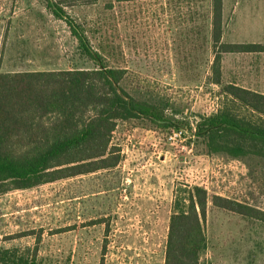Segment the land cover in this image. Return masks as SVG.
Here are the masks:
<instances>
[{"label": "rangeland", "instance_id": "1", "mask_svg": "<svg viewBox=\"0 0 264 264\" xmlns=\"http://www.w3.org/2000/svg\"><path fill=\"white\" fill-rule=\"evenodd\" d=\"M72 2L67 11L105 63L124 67L127 84L164 96L165 115L181 127L118 122L115 167L0 195V246L37 249L45 264H163L173 202L191 187L264 212V158L209 155L194 134L223 103L210 81L209 2ZM222 27V42L262 46L222 53V82L264 93V0H223ZM94 66L43 0H0V71ZM203 226L200 264H264V221L208 201Z\"/></svg>", "mask_w": 264, "mask_h": 264}, {"label": "trees", "instance_id": "2", "mask_svg": "<svg viewBox=\"0 0 264 264\" xmlns=\"http://www.w3.org/2000/svg\"><path fill=\"white\" fill-rule=\"evenodd\" d=\"M55 19L63 21L92 69L0 71V195L77 175L115 167L120 148L113 143L118 122L139 119L155 126L181 127L165 110L168 100L127 84L124 67L108 66L91 45L85 28L67 11L71 0H43ZM117 3L138 0H114ZM169 1V0H168ZM209 2L204 14L214 57L210 81L219 86L220 108L195 124L207 154L264 158V93L222 82L221 54L262 51L256 43L222 42L223 0ZM91 0H83V4ZM264 221V212L193 186L173 202L163 264H200L207 240L203 226L207 205ZM37 249L1 247L0 264H45Z\"/></svg>", "mask_w": 264, "mask_h": 264}, {"label": "built area", "instance_id": "3", "mask_svg": "<svg viewBox=\"0 0 264 264\" xmlns=\"http://www.w3.org/2000/svg\"><path fill=\"white\" fill-rule=\"evenodd\" d=\"M181 129H178V131H172L171 134H169V138L175 139L176 137L180 136L181 134Z\"/></svg>", "mask_w": 264, "mask_h": 264}, {"label": "crops", "instance_id": "4", "mask_svg": "<svg viewBox=\"0 0 264 264\" xmlns=\"http://www.w3.org/2000/svg\"><path fill=\"white\" fill-rule=\"evenodd\" d=\"M241 86V85H240ZM242 87H245V86H242ZM246 88V87H245ZM256 91V90H255ZM259 92V91H258ZM262 93V92H261Z\"/></svg>", "mask_w": 264, "mask_h": 264}]
</instances>
